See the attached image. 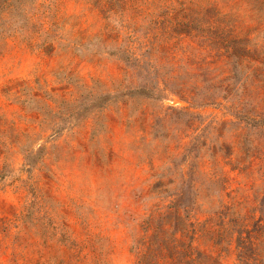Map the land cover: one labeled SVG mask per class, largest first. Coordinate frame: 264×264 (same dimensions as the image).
<instances>
[{"label": "rangeland", "instance_id": "1", "mask_svg": "<svg viewBox=\"0 0 264 264\" xmlns=\"http://www.w3.org/2000/svg\"><path fill=\"white\" fill-rule=\"evenodd\" d=\"M190 223L264 264V0H0V264H187Z\"/></svg>", "mask_w": 264, "mask_h": 264}, {"label": "trees", "instance_id": "2", "mask_svg": "<svg viewBox=\"0 0 264 264\" xmlns=\"http://www.w3.org/2000/svg\"><path fill=\"white\" fill-rule=\"evenodd\" d=\"M193 224V223H190ZM187 233H189L190 235V240L188 241V243L185 245L186 248V260H187V264H199L200 260H197V257H195L196 255H201L199 252H197L196 248L192 246V242L195 240V236L197 234V229L194 228V224L191 226V230H188ZM158 233L154 234L153 236H156ZM157 238V237H155ZM154 238V239H155ZM153 239V240H154ZM177 239L173 238V240H170V242L172 243L173 248H177L178 245L176 244ZM145 243V241H144ZM151 243L149 242V245ZM158 244V251L161 253L162 250L164 248H166L169 245V242H167L164 239H161L157 242ZM169 249V248H168ZM137 264H159L157 261V256L155 254H153L152 252V247L151 249H149V253L143 254L139 257L138 263Z\"/></svg>", "mask_w": 264, "mask_h": 264}]
</instances>
